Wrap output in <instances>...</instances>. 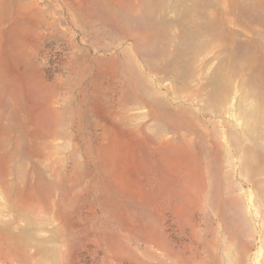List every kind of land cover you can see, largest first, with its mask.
I'll list each match as a JSON object with an SVG mask.
<instances>
[{"label":"rangeland","instance_id":"rangeland-1","mask_svg":"<svg viewBox=\"0 0 264 264\" xmlns=\"http://www.w3.org/2000/svg\"><path fill=\"white\" fill-rule=\"evenodd\" d=\"M0 264H264V0H0Z\"/></svg>","mask_w":264,"mask_h":264}]
</instances>
